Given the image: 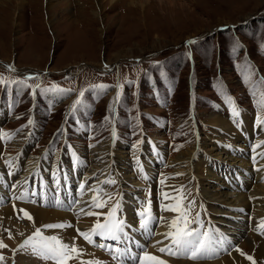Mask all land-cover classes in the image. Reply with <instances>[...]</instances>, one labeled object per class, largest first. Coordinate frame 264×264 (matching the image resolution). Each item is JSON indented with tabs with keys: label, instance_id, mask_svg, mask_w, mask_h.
<instances>
[{
	"label": "rangeland",
	"instance_id": "374dc122",
	"mask_svg": "<svg viewBox=\"0 0 264 264\" xmlns=\"http://www.w3.org/2000/svg\"><path fill=\"white\" fill-rule=\"evenodd\" d=\"M13 1L0 0V97L7 109H14L11 115L14 119L5 116L2 123L5 125L4 136H9V143L0 144V155L6 157H0L3 165L11 159L8 154L19 153L20 149L14 144L20 141H24L36 158L50 152L46 148L51 150L53 157L70 155L75 150L87 162L90 161L86 157L89 158L102 144L117 143L121 147H115L117 150L129 151L134 147L149 152H156L153 149L156 146L169 161L161 166L152 185L147 184L144 176L138 177L147 197L154 200L149 199V204L171 205L172 200H164L162 193L172 190L169 194L183 198L179 201L182 206L190 199H197L194 200L197 208L192 204L191 215L200 211L201 220L204 219L207 200L201 199L195 181L188 176L176 180L168 163L191 146L194 148L195 140H203L205 135L213 137L216 129L207 125L208 116L221 114L228 121L233 119L232 112H225L223 107L243 108L245 113L240 110L239 115L248 117L251 125L264 134V0H175L173 5L165 3L167 9L158 0H149L144 13L138 5L130 7L132 0H118L102 5L105 10L103 21L92 13L97 5L86 0H61L58 8L52 11L48 9L47 0H29L26 8L21 10ZM82 5L86 19L78 16ZM48 15L54 16L52 23ZM188 41L197 43L189 45ZM3 66L15 67V72L5 70ZM249 69L254 75L249 74ZM28 70L41 75L16 83L25 78L21 71ZM44 79L45 84L39 82ZM190 81H194L192 89ZM4 82H8L7 86ZM100 85L107 87L100 88ZM58 88L71 91L61 92ZM118 94L120 98L116 102ZM78 99L82 102L73 111ZM220 105L223 107L217 109ZM195 109V115H189L188 112ZM115 110V119L119 118L116 125L120 129L119 139L113 132ZM74 112L71 125L70 120L65 119ZM108 117L111 119H106ZM151 119L163 120L162 127H155ZM78 121L85 126H80ZM12 131L13 138L9 135ZM34 133L35 136H30ZM208 143L211 144L209 139ZM147 156L157 158L153 154ZM219 166L231 174L235 172L230 165ZM206 169L207 164L201 172ZM217 175L225 180L223 172ZM232 182L227 181L228 184ZM119 186L121 190L115 188L111 194L106 191L107 195L103 194L99 199L98 202L107 201L105 207H98L99 217L84 214L60 221V214L54 212V208L41 206L42 201L36 204L30 198L24 204L45 207L43 211L49 215L46 224L30 226L29 231H23L25 226L22 225L25 233L21 232L12 241L5 233L3 236L8 240H1L0 233V242L7 246L0 248L4 251V254L0 252L3 257L0 264H54L31 249L21 248L36 228H41L46 236L55 233L63 243L79 248V244H74L71 239L64 240L67 236H58L65 233L63 227L52 231L43 226L80 225L89 218L96 221L95 225L97 221L102 223L108 218L111 207L117 202L119 206L121 204L124 189L121 184ZM55 203L61 204L57 200ZM61 210L68 211L63 207ZM120 212L118 209V215ZM11 218L8 217L14 221ZM21 219L24 220L20 218L14 222L23 223ZM126 228L128 237L125 238L135 237L132 229ZM81 248L80 255L73 254L74 259L68 264H88L81 260ZM83 248L97 249L89 243ZM240 259L245 264L253 263L247 257ZM97 261L99 264H116L111 258Z\"/></svg>",
	"mask_w": 264,
	"mask_h": 264
},
{
	"label": "bare ground",
	"instance_id": "6f19581e",
	"mask_svg": "<svg viewBox=\"0 0 264 264\" xmlns=\"http://www.w3.org/2000/svg\"><path fill=\"white\" fill-rule=\"evenodd\" d=\"M4 1L12 2L13 0ZM47 1L48 9L52 11L58 8L57 6H59L61 0ZM117 1L86 0L88 3L91 2L97 5L92 13L102 21L105 13L102 5ZM136 1H138V4ZM158 1L162 7L166 6V2H169L170 5L176 3L175 0ZM147 2L149 0H132L130 7L138 5L144 13ZM13 3L21 10V8H26L29 0H14ZM64 3L67 4V2ZM85 12L83 8L78 16L86 19ZM49 20L52 23L54 16L51 15ZM21 73L24 76L37 74L33 70L21 71ZM242 115L234 116L230 121L221 114L208 116L207 125L216 129L213 132V137L205 135L203 140H195L197 145L194 148L191 146L187 151H183L175 161L168 163L169 169L174 170L176 180H180L182 176V179H186V176L192 178L197 185L201 199L207 200V216L201 220L203 230L214 233V240L219 242L214 244L205 258L193 261L189 258H177L159 251L160 247H165L170 243L163 234L169 230L167 224L176 216V213L162 210L164 205L151 206L149 198L145 197L147 196L145 188L138 180L139 176H144L147 184L152 185L156 180L157 172L164 165L167 155H163L162 151H157L156 146L153 147L156 152H149L134 147H131L129 151L117 150L115 147L121 148L117 143L112 145L102 144L91 153L88 158L90 162H87L75 150L70 155L65 154L59 157H53L50 152H45L42 158H36L31 155L27 145H23L24 141L14 144L17 149H20L19 153L17 155L8 154L11 159L5 162L4 165L0 158L1 240L4 241V238H6L3 236L4 233L9 236V231L11 232L10 241L15 240L16 237L22 234L21 232L28 230L30 226H38L48 219L47 211H43L45 207L35 205L28 207L24 204V201L27 199L30 201V198L36 204L38 201H42L41 206L54 208V212L60 214V221L65 220V218L72 219L74 216L83 217L86 212L101 213L100 208L91 206V201L94 198L99 201L103 193L113 186V184L104 182L114 180L116 177L124 189L119 206V210L122 212L119 213L118 217L124 222L125 227L128 226L132 229L135 235V237L130 238L131 243L125 244L122 242L120 247H129L133 254H139L141 249L136 247V243H139L142 248H146L149 254L163 259L167 264H245L240 258L248 256L253 257L255 264H264V227L261 223V221H264V156H261V153H264V134H261V129L251 125L248 117ZM242 134H246L244 138L241 137ZM208 139L211 144L208 143L207 145ZM200 145L205 147L202 149ZM27 150L30 155L27 154ZM147 154H153L157 158L148 157ZM9 162H11V166H9ZM128 162L131 164L128 165ZM218 162L223 164V167L232 166L230 168H235V172L231 174L230 171L219 166ZM206 164L208 169L201 172L202 167ZM218 172H223L224 181L218 177ZM227 181L233 182L228 184ZM82 183L85 184L83 191L79 189V185ZM93 185L97 189L95 192L90 190ZM171 191L165 193L169 194ZM19 197H22V199ZM56 200L61 204L56 205ZM194 200L197 201V199ZM194 200L190 199L187 203L194 202ZM9 201H11L10 204H8ZM5 202L6 205H9L8 207H2ZM202 204H204L203 201ZM149 205L156 220L160 217L164 218V222L152 223L151 227L156 233L153 236H149L139 229L140 217L138 211L142 208L146 211ZM193 205L194 208H197L195 203ZM13 207L14 209L17 207V211H14ZM62 207L63 210L68 211H62ZM20 209L25 210V212H20ZM32 212L34 216H32ZM197 213L200 214V211ZM29 215L31 219L28 218ZM92 216L95 215H89V217ZM101 216L104 219V215L101 214ZM8 217H13L14 221L20 218H24V220L21 219L23 223H17L11 221L12 218L9 220ZM89 219L86 222L83 221V223L80 221V225L76 223L77 225L63 227L65 233L58 236L63 238L67 236L64 240L71 239L74 244L77 245L78 243L79 248L82 247L81 260L85 262H91L89 259L97 261L111 258L116 264H121L113 258L112 253L105 249L102 250V248L97 247L93 251L83 248V245H88V242L80 233L90 232L95 226L94 222H96ZM105 221L106 219L102 223ZM66 224H68V220ZM22 225L25 226V229ZM192 226L197 227L195 224ZM70 229L73 230L71 234ZM77 229H79V232ZM51 230L54 231L55 229ZM48 232L50 233V231ZM52 234L55 235V233ZM6 239L8 240V238ZM93 239L95 243H92V245L94 246L95 244L105 243L115 244L114 241L110 243L98 236ZM97 239H100V241H97ZM124 239L128 240L129 238ZM157 241H162V243L157 244ZM0 252L4 254L2 249H0ZM123 264H135V262L125 260Z\"/></svg>",
	"mask_w": 264,
	"mask_h": 264
},
{
	"label": "snow or ice",
	"instance_id": "6c2138e0",
	"mask_svg": "<svg viewBox=\"0 0 264 264\" xmlns=\"http://www.w3.org/2000/svg\"><path fill=\"white\" fill-rule=\"evenodd\" d=\"M195 41H188V44H193ZM10 71H13V68H9ZM249 74L251 73L249 69ZM36 77H26L21 80H17L16 83H24L25 80L33 79ZM2 82V81H0ZM264 82V78H262ZM7 86L8 82H4ZM27 86V85H26ZM100 88H106L105 85H100ZM57 91H71L58 88ZM35 94V93H33ZM84 93L81 92L80 96L83 97ZM119 94L116 97V102L119 101ZM81 100H77L73 105V111H76L78 106L81 104ZM232 115L238 116L239 113L235 107L232 109ZM110 120L111 118H106ZM238 122V121H237ZM32 121L29 120L28 124L31 125ZM11 135V134H9ZM261 156H264V153H261ZM11 166V162H9ZM11 174V173H10ZM104 183L115 184V180H106ZM85 184L82 183L79 185V189L83 191ZM91 191L95 192L97 189L95 186H91ZM102 192V190H100ZM35 194V193H33ZM107 195V193H103ZM164 199L172 200V204H165L163 206L164 211H172L176 213V216L168 222V231L164 233L165 239L169 240L170 243L165 247H160L159 251L170 256H175L177 258H189L193 261H198L205 258L208 253L212 250L215 243H218V240H214V233L209 231H204L202 226V221L200 215L197 213L195 216L191 215L192 204L194 202H189L187 205H183L179 202L182 200V197L173 196L171 194L162 193ZM22 199V197H19ZM110 200L111 197L109 196ZM107 201L98 202L97 199L91 201L92 207H105ZM119 203L117 202L110 209V212L107 214V219L104 223L97 221L96 225L90 232L80 233L83 238L90 244L95 243L94 237L98 236L102 240L114 241L115 244H95L96 247L105 249L113 254V258L117 261L123 262L125 260L134 261L135 264H167L163 259L157 258L155 255H151L147 252L146 248H142L139 243H136V247L140 248L141 251L139 254H133L129 247H120V244L123 242L125 244L131 243L130 238L125 240V237H128V231L126 230L124 222L118 217ZM20 212H25V210L20 209ZM83 211V210H82ZM27 215V213H25ZM86 215H99L98 213L86 212ZM139 229L147 233L149 236H153L156 233L153 231L151 225L153 222L161 223L164 222V218L160 217L158 220L153 217L150 205L147 210H142L139 213ZM31 219L30 215L28 216ZM264 224V221H261ZM197 227H193L192 225ZM71 225H61V224H48L44 225L45 229H55L62 228ZM79 232V229H77ZM9 236L11 237V232L9 231ZM157 244L162 243V241H157ZM7 247L2 242H0V248ZM21 248L27 250L31 249L33 253L38 254L42 259L51 260L54 264H68V261L73 258V254L77 256L80 255V250L75 246L70 247L68 244L63 243L57 236L43 235L41 228H36L34 233L24 240ZM249 260H253V257L248 256ZM0 260H3V257L0 256ZM83 264V262H82ZM88 264H99L96 262H88ZM255 264V262H253Z\"/></svg>",
	"mask_w": 264,
	"mask_h": 264
}]
</instances>
